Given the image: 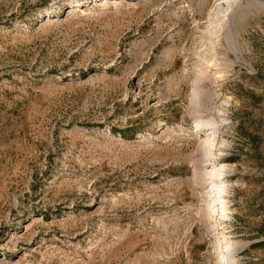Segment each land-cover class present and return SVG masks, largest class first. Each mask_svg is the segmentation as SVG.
<instances>
[{
	"label": "rangeland",
	"instance_id": "obj_1",
	"mask_svg": "<svg viewBox=\"0 0 264 264\" xmlns=\"http://www.w3.org/2000/svg\"><path fill=\"white\" fill-rule=\"evenodd\" d=\"M95 1L0 0V264H264V0Z\"/></svg>",
	"mask_w": 264,
	"mask_h": 264
},
{
	"label": "bare ground",
	"instance_id": "obj_2",
	"mask_svg": "<svg viewBox=\"0 0 264 264\" xmlns=\"http://www.w3.org/2000/svg\"><path fill=\"white\" fill-rule=\"evenodd\" d=\"M119 0H99V1H95L92 5L93 7H98V6H102V5H105L109 2H118ZM74 11H79L78 9H75ZM48 22V20L46 21ZM201 117V116H200ZM224 174V173H223ZM226 177V176H225ZM218 193V192H217ZM209 234V233H208ZM211 239V238H210ZM212 240V239H211Z\"/></svg>",
	"mask_w": 264,
	"mask_h": 264
}]
</instances>
